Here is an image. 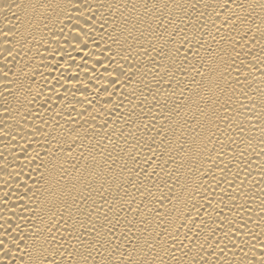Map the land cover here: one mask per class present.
I'll return each mask as SVG.
<instances>
[{"label":"bare ground","instance_id":"obj_1","mask_svg":"<svg viewBox=\"0 0 264 264\" xmlns=\"http://www.w3.org/2000/svg\"><path fill=\"white\" fill-rule=\"evenodd\" d=\"M0 264H264V0H0Z\"/></svg>","mask_w":264,"mask_h":264}]
</instances>
